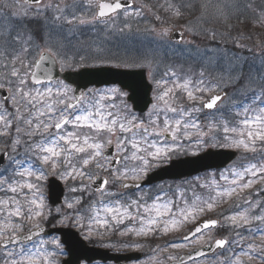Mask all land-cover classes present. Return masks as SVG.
I'll return each mask as SVG.
<instances>
[{"label": "snow or ice", "instance_id": "6c2138e0", "mask_svg": "<svg viewBox=\"0 0 264 264\" xmlns=\"http://www.w3.org/2000/svg\"><path fill=\"white\" fill-rule=\"evenodd\" d=\"M13 3L17 10H12L8 3H0V91L5 84L9 86V95L0 100V141L4 145L0 148V192L5 194L0 198V261L3 264H57L54 259L56 253L49 252L44 241L34 239L38 233L23 231L24 221L36 218L47 220L52 215L51 210L48 215L44 214L43 199H37L42 196L38 182L49 175V170L50 174L58 175L66 182L79 179V187L73 186L69 191L79 192L80 196L66 198L56 213L61 217L60 223L67 220L78 224L82 230L87 229L89 238L93 224L109 228L111 222L123 224L126 219L135 221L137 218L140 227L129 228L121 235L133 232L145 237L156 232L167 235L188 222L189 218L195 220L198 215L213 211L218 197L236 198V203L229 207L237 211L225 218L227 226L250 228L252 221L264 224V213L252 214L253 209L259 211L264 204L259 201L252 203L251 194L247 199L243 196L245 189L264 181V71L259 76L254 74L255 56L230 55L227 50L214 46L197 47L195 50L186 47L183 53L169 50V55L199 58L213 66L222 60L220 66L226 76L221 79L234 91L223 97L212 95L206 100L204 93L219 89L220 84L211 88L205 85L203 71L195 82L191 77L182 79L170 68L160 79L149 71L154 85L153 102L141 116L128 105L130 97L119 88H92L77 94L76 89L63 81H58L53 87L51 69L44 66L46 61L57 58L61 66L69 62L77 63L75 55H69L65 40L80 27L104 23L109 14L116 13L118 16L119 11H124L125 17L131 15L126 8H122L121 0L99 2L95 5L98 11L91 18L87 17L93 7L92 0H72L71 4L58 3L57 0H13ZM196 3L197 0H181L179 5H174L166 0V11H171L180 19L183 16L181 8L193 9ZM208 3L210 0L200 4L202 10H207ZM144 7L151 12L150 6L133 8L132 11L142 17ZM227 7L240 11L251 8L252 4L231 0ZM78 12L80 15H77ZM217 14L228 19L223 11ZM154 15L157 21L161 20L159 15ZM257 16L260 18L254 22L264 23V9L257 12ZM33 21L40 22V29L30 27ZM110 27L120 33L131 29L127 22L119 29H115L114 24ZM226 27L230 33L232 25ZM188 30L194 36L201 35ZM146 31L155 32L156 29L153 27ZM168 33L169 29L163 28L158 35L163 38ZM203 35L210 41L217 40L215 30H204ZM241 37L251 39L250 35L244 37L243 33ZM53 40L57 46L52 45ZM232 42L237 48L252 51L247 45L239 44L236 38H232ZM257 47L261 49L259 66L264 69V45ZM249 60L252 63H248V71L245 72V64ZM151 63L146 59L142 67L150 68ZM257 83L261 87L256 88ZM180 93L185 94L192 107L178 103ZM228 95H239L240 98L232 99L229 104L222 103ZM204 109L213 110L209 113L212 118L206 125L207 131L198 118ZM221 139L223 143H220ZM114 140L116 152L108 155L106 150ZM210 140L221 147L242 150L244 156L238 159L248 160L250 155L255 162L249 160L239 167L234 163L231 168L222 171L220 180L226 182L225 187H221L215 179L193 185L191 204H188L187 189L180 192V199L185 204L178 211H173L177 208V200L165 198L160 202L163 193L152 197L151 204L147 203L148 193L136 198L125 195L124 190L133 186L140 189L139 184L132 185L126 181H138L154 166V161L166 159L179 150L186 151L181 148L182 142L189 141L200 147ZM130 162L132 166L129 167ZM93 166L98 172L107 174L99 184L95 183L97 177L89 171ZM229 176L233 178L229 179ZM85 177L90 181L88 184L83 183ZM117 185L120 190L113 191ZM196 186L214 189L215 195L204 197L195 192ZM89 188L93 192H89ZM259 192H264V188L257 189ZM132 208L137 210L136 214H133ZM140 209L144 213L154 212L155 216L149 215L145 219L139 214ZM217 224L215 219L204 220L182 239L186 242L190 236L196 239L204 230ZM36 227L39 228V222ZM259 232L264 235V229ZM50 243L60 247L55 239ZM229 243V240L221 238L215 241V246L223 248ZM231 243L238 244L240 240ZM132 246L141 247L140 244ZM247 247L257 251L252 243H248ZM259 251V258L264 260V249ZM243 254L250 255L249 252ZM232 255L236 256V253L233 251ZM168 259L175 260L176 257ZM226 264L241 262L237 257L232 261L226 259Z\"/></svg>", "mask_w": 264, "mask_h": 264}, {"label": "rangeland", "instance_id": "374dc122", "mask_svg": "<svg viewBox=\"0 0 264 264\" xmlns=\"http://www.w3.org/2000/svg\"><path fill=\"white\" fill-rule=\"evenodd\" d=\"M99 0H92V4L93 7L91 8L88 17L87 18H91V16L95 15V5L97 4ZM134 1V6L133 8H138L141 6H149V2H153L152 5H150L151 7V12L148 11L147 7L143 8V16H137L132 10L133 8L127 10L129 13H131V15H129L128 17H125V15H123V17L127 18L126 22L128 24L131 25V29L136 28V26L141 22L140 19H145L142 24H143V30L144 33L142 32H136V33H132L131 35H129V37L126 39L125 35L124 37H122L121 33L117 30H114V32H116L118 34V36L121 38L119 39L117 42L118 43H114V44H110V45H104L99 47V45L97 44H92L90 38L92 39L93 37V30H90L92 28H94L93 25H86L83 27H80L78 30H76L74 32V34L71 37H68L67 40H70L71 42H74V44L72 45V47L75 50H79L85 53V55L87 56V59H84V62L82 61V58H77L76 57V53L73 51H68L69 55H75V58L77 60V63H73L75 65L78 66H96L97 64H101L103 65L104 63H102V60H97L95 62L94 57H90L91 54L96 52V57H100L97 53V51L95 49H115V50H110V54L109 57L112 55L117 59H120L121 57V44L123 43L125 46H127V51L130 53L131 55V60L128 61L127 63L125 62V64H122L121 66H126V67H131V66H138V67H142V65L145 64V60L146 59H139V56H137V59L135 60V58L133 57L134 54L136 53V45H134L131 42L134 43H140L142 45H145L144 48L147 50L148 54H146L148 57L151 58V62H157L159 65H161L163 62L160 61L162 58L159 57L158 52L159 50L162 48L163 52L165 53V55H168L169 61L167 62V65L165 66L164 64L162 65V68H166L167 66L174 70L177 71L176 69H174V65L175 62L174 58H177L178 60H180V66L181 67H177L178 71L177 74L183 79L185 77H191L193 79V81L195 82V80L200 79V73L203 71L204 73V81H205V85H207L208 87H212V85L214 84H220V88L219 89H213L210 92H206L203 95V98L206 99L208 96H210L213 93H219L220 91H224V88L228 89V93L227 94H231L234 89L231 86H225V84L223 83L221 77L222 76H226V74L223 72L222 67L220 66L223 61L221 60L220 62H218V64L216 66H213L212 64H206L203 60L199 59V58H193L190 56H185V55H181V54H176V55H169L168 52L169 50L175 51L177 53H183V50L186 47L192 48L193 50H195V48L200 47V48H204L206 46H214L218 49H222V50H227L229 52V54L231 55L232 53L238 54V55H242L244 57H256V62H255V72L254 74L259 76V74L264 71V69L260 68V58H259V53L261 51V49L259 47H257V45H264V23H255L254 21H256L257 19H259L260 17L257 16V12H259L260 10L264 9V0H243V3H251L252 7L251 8H247L244 9L242 8L240 11H237L236 8L233 7H227L228 4L231 3V0H210V3H208V7L207 10L204 11L202 10V8L200 7L201 3L206 2V0H197L196 6L193 9H189V8H181V11L183 12V16L180 19H177L171 11H166L167 8V4H166V0H133ZM154 1H157L154 3ZM58 3H63V4H71L72 0H57ZM171 3H173L174 5H179L181 3V0H170ZM3 3V2H0ZM10 5V2H9ZM12 10H17L16 5H12ZM202 11L204 12V14L202 15ZM218 11H223L224 13L227 14L228 19L225 20L223 16L218 15ZM247 15H243V13H246ZM159 15L161 17L160 21H157L155 18V15ZM77 15H80V13L78 12ZM115 25V29H119L124 27L123 26V20L121 17L115 16L113 20H111L109 22V29L112 30L113 27H110L111 25ZM232 25L231 31L229 33L228 28L226 27V25ZM155 28L156 31L152 32V31H146V29H152ZM163 28H168L169 29V33L171 32V30L173 28H180L183 31V42L181 43H172L169 40V33L167 36H164L163 38H161L158 33L161 29ZM188 29H192L195 32L201 33V35H196L194 36L192 34V32H190ZM127 29L124 30V32ZM204 30H215L217 32V40L216 42L210 41L206 36L203 35ZM123 32V33H124ZM241 33L244 34V37L247 36H251V39H247V38H242L241 37ZM80 34H82V37L79 38L78 40H83L85 41V43L83 44L82 42H78L75 43L74 38L76 36H79ZM104 34L107 35L106 38L110 39V40H114L117 37H108V34L106 32H104ZM140 34V35H139ZM144 34V35H142ZM223 34V35H221ZM102 36H97L95 37L96 40H101ZM232 38H236L239 44L242 45H247L248 47H250L252 49L251 52L247 51L246 49H240L237 48L236 45L232 42ZM118 39V38H117ZM88 40H90V45H88ZM122 41V43H121ZM148 41H152V42H148ZM191 41V44H188L186 42ZM53 46H57V43L54 41H51ZM158 43L161 48H159ZM80 44H82V47L79 46ZM138 47V46H137ZM81 49V50H80ZM221 54V53H218ZM84 55V56H85ZM90 57V58H89ZM109 62H112V59L109 58L108 60ZM132 63V64H131ZM248 63H252L251 60H249L246 64H245V72L248 71ZM111 65L114 64H118V63H110ZM61 66V64H60ZM62 68H64L63 66H61ZM148 72L152 71L155 75V77L159 78L161 77V73L160 71L156 68L155 65L151 64V67H145ZM76 69V68H75ZM164 73V71H162ZM149 78V75H148ZM7 87V90L9 92V86L5 85ZM256 88L261 87V85L259 83H257L255 85ZM182 95V97H181ZM180 98L183 100L186 96L184 93H180L179 94ZM239 95L233 97L231 95H228L223 101L222 103L224 104H229L231 102L232 99H239ZM178 103H180L178 101ZM181 104V103H180ZM197 106L198 103H197ZM183 143V142H182ZM220 143H223V140H220ZM213 146L214 148H217V143L214 141H209V143L207 145L204 146H200L197 147V145L194 143L192 149L190 150L188 149L187 154H195L205 148H207L208 146ZM212 147V148H213ZM182 148V147H181ZM230 148V147H227ZM232 149V148H230ZM235 150V149H234ZM241 152H243L242 150H240ZM179 152H181V150L173 153L172 155H170L168 158H173L174 155L179 154ZM183 152V150H182ZM168 158H166L165 160H161V161H155L154 166L155 167L157 164H160L163 161H166ZM242 162V159H237L235 160V164H239ZM233 163V164H234ZM233 164H231L229 166V168H231L233 166ZM152 168V167H151ZM227 168V169H229ZM227 174V173H226ZM217 176L220 177V173H210L207 176H203L201 178H198L197 181L201 182L206 180V182H210L212 179H215L218 182V178ZM230 179V178H229ZM222 182H224V184L227 186L226 182L222 180ZM63 183V182H62ZM264 183V181H259L257 185ZM179 183H177L178 185ZM186 186H190V184H184ZM158 186H163V185H158ZM169 187V185H166ZM163 188V187H162ZM161 188V189H162ZM155 190H152L151 192L154 191H158L156 187H154ZM159 189V190H161ZM26 191V190H25ZM244 191H247V189H245ZM40 193L42 194V196H38L37 199H43L44 205H45V198H44V194L42 193V191H40ZM150 193V192H149ZM67 194H69L67 192ZM30 195V194H29ZM257 196H259V193L257 194ZM235 197V196H234ZM245 197V195H244ZM249 196H246L245 198H248ZM71 199L70 197L66 196L63 199V202L65 201V199ZM259 200V199H258ZM256 203V202H255ZM151 204V203H149ZM27 206H25L26 208ZM58 207L55 208V210ZM48 207L45 205L44 208V214L48 215V212L45 213L47 211ZM254 210V209H253ZM253 210H252V214H253ZM131 211H133V209H131ZM223 211L220 209L219 213H222ZM152 216H155V213L152 212L151 213ZM202 217V215H198L197 219H200ZM50 219H52L53 221H55V224H59L60 226H63L65 228L76 224V223H69L67 220H65L63 223H60V219L61 217L59 215H51L49 217ZM179 218V217H178ZM110 219V218H109ZM146 219V217H145ZM164 219V218H161ZM180 219V218H179ZM222 221H224V218H220ZM226 220V219H225ZM47 220H41L40 218H36L33 219L31 221H24V228L23 231H25L26 229H33L36 228V224L39 222V226H41L42 223H46ZM42 222V223H41ZM256 221H252L251 224H253ZM86 223V222H85ZM127 223V219L125 220V222L123 224H115V222H112V225H114L115 227H119V226H126ZM51 225V224H50ZM73 227L75 230L80 229L81 227L76 224L71 226ZM93 228V232L90 238H94L99 240L101 244V246L103 247H111V239H114L116 236L122 240V236L120 234V231L117 232L114 230L111 231L110 230H106L105 228H100L98 225L93 224L92 225ZM86 232V235H83V238L87 241L89 239L88 236V230L84 229ZM119 235L121 236V238L119 237ZM42 241H44L43 237L39 238ZM254 241L251 242L253 244V247L255 249H264V235H257L254 238ZM55 240H57L59 242V240L56 238ZM262 241L263 246H258V244H256L257 242ZM120 242V241H119ZM131 245L132 244V240H130ZM137 244V243H135ZM235 244V243H234ZM232 246H230L226 251H227V255H229V253H231ZM113 248V247H112ZM171 246H165V248H163L162 250H160V252H158V254H156L155 256L148 258V259H144L142 260L143 264H156L154 263V261H158V259L162 258L163 256H165L166 254H168L169 249H171ZM134 249H137V247H133V246H122L119 243V250L121 252H128V251H132ZM244 253V252H242ZM244 255V254H243ZM241 255V257H238L239 261L241 262V264H245L244 262H246L247 264H264V260H252L251 258L246 259L244 261V259H242L244 256ZM237 258V257H236ZM234 258V260L236 259ZM242 259V261H241ZM3 263V262H1ZM162 263V261L160 262Z\"/></svg>", "mask_w": 264, "mask_h": 264}, {"label": "water", "instance_id": "95a60500", "mask_svg": "<svg viewBox=\"0 0 264 264\" xmlns=\"http://www.w3.org/2000/svg\"><path fill=\"white\" fill-rule=\"evenodd\" d=\"M99 2L104 3H114L112 1L100 0ZM98 2V3H99ZM122 8L129 7L133 3L131 0H121ZM98 11V8H97ZM110 15V14H109ZM171 39L180 42L182 35L181 31L175 30L171 35ZM45 67L51 69L52 76L56 78L57 76L63 77L66 81L73 84L75 89L86 88L87 86L93 84L96 86L108 85L109 83L117 82L118 80L123 81L122 86L127 83L128 85L133 84L132 78H140V84L145 86L147 92L149 91L150 86L146 84L144 80L143 72H131V71H121L117 72L111 68H81L78 71H66L64 73H58L57 68L53 61H46ZM80 79L82 81H77ZM0 94L4 98L6 96V91L3 89L0 91ZM235 157V152L228 150H212L208 149L206 152L201 153L194 157H185L179 160H173L168 166L160 168L151 174H149L146 183H151L153 181L161 180L164 178H181L185 176H191L197 174L201 171L212 169V168H221L225 166ZM96 183V181H95ZM62 195V188L60 187L58 181L55 179L51 180L49 185V199L52 205L60 202ZM47 233L59 232L62 236V242L67 246V251L69 258L63 261V264H79L81 259H85L87 262L94 260L101 261H119L118 256L110 255L108 251L99 250L95 248L87 247L83 241H81L76 233L70 232L68 230H49L45 231L43 228L35 231L33 233ZM70 232V233H67ZM64 233V234H63ZM191 237V236H190ZM189 237V238H190ZM215 248V244L211 246L204 247L200 252L197 253H211ZM197 253L190 255L189 257H197Z\"/></svg>", "mask_w": 264, "mask_h": 264}, {"label": "flooded vegetation", "instance_id": "af4514ba", "mask_svg": "<svg viewBox=\"0 0 264 264\" xmlns=\"http://www.w3.org/2000/svg\"><path fill=\"white\" fill-rule=\"evenodd\" d=\"M129 68H133V67H129ZM159 71L161 73V70H159ZM156 79H159V78L156 77ZM147 80L152 85L151 96H152V102H153V95H154L153 88H154V85H153V83H152V81H151L150 78H148ZM58 81H62V80H58ZM58 81L52 83V86L54 87L55 84ZM111 87H117V88H119L121 91H123L124 93H126L128 97H130L132 94H134L135 95L134 98H140L141 97V91L145 90V87L140 84V81L138 82V84H134L130 88H127L128 91L127 90H123L117 84H110V85H106V86H102V87H92L91 86V87H87L86 89H92V88L106 89V88H111ZM127 103H128V105L130 107L133 108L131 99H127ZM150 106L148 107V109L150 108ZM148 109L146 111H143V112H140V111H136L135 110V112L138 113L139 115L143 116L148 111ZM113 144H115V140L113 141ZM115 152H116V149H115ZM166 162H168V161L167 160L166 161H163L160 164H157L158 166L150 168L145 174H142V179H140L138 181L128 180L126 182L129 183V184H131V183H136V182L142 181L144 178L146 179L148 172H151L152 170L156 169L160 165L166 164ZM117 166L119 167V165H117ZM128 166L129 167L132 166V162H130ZM89 171L91 172L92 175L96 176L97 178H99V177H105L107 175L104 172H98V170L94 166L92 168H90ZM52 176L60 179L63 182L64 193H65L64 194V198L66 196H68L70 198H72L73 196H75V197H79L80 196V193L79 192H77V193H71L69 191V189L71 187H73V186L79 187V184H80L79 179L77 181H67L66 182V181L62 180L58 175H52V174H50V170H49V175H47L44 179H42L41 181L38 182L39 183V190L42 191V193L44 194L45 205L46 206H49V203H48V200H47V192H48L47 191V185H48L49 178H51ZM89 182L90 181H89L88 177H85L84 180H83V183L84 184H88ZM164 182H173V184H174V180L173 181L166 180ZM157 184H159V183H155L152 186H155ZM112 190L113 191H116V190H120V189H119V186L117 185L116 188H113ZM140 190H141V188L139 190L129 188V189L124 190V191H125V195L126 196H134L136 194L138 196V192H136V191H140ZM88 191L89 192H93V189L92 188H89ZM67 192L69 194H67ZM140 193L142 194V191ZM141 194H140V196H141ZM218 203L219 204L216 203L215 209L213 211H211V212H216L219 209H221L222 202L220 200H218ZM136 212H137V210L134 208L133 214H136ZM211 212H207V213H211ZM214 215H216V214H214ZM217 215H219V213ZM224 216L226 217V210L225 209H224ZM214 218H217V217H214ZM199 222L200 221H198V220H190L188 222L182 223L177 228L171 230L168 233V234H170L169 236H168V234L167 235H164V234H161L160 232H156L155 234L149 235L147 237H145L143 235L137 236V235H135L134 232L127 234L126 235V241H125L124 246L129 245L131 247L132 245H131L130 240H132V244H135V243L140 244L142 246V248L139 247V248H141L139 250L142 253V257L139 258V259H137V260H135V258L137 257L136 255L128 256V259L126 261H124L125 264H141V263H137V262L139 260H141V261L144 260L148 256L147 255V252L148 251H152L153 250V254H158V252H160V250H162L163 248H165V246H170L172 244L183 245L181 247H172L171 249H169L171 251H169L168 254H166L167 258L170 257V256H172V257H176V259H177V257L180 254H183L185 252L186 253H194L197 250H199L200 248L204 247L205 245H210V243L216 241L217 239L224 238V239L230 240V237L232 235H235L237 233H240V231H241V230H237V229H234V228H231V227L227 226L228 225V222L226 220L222 221L221 219H219L218 224L215 227H210V228L204 230L200 234V236H198L196 239L191 238V239H189L188 242L184 241L182 239L183 235L186 234L190 229L192 230L194 227H196V225ZM139 227H140V221H139V219H137L135 221H130V223L127 225V228L126 229H129V228L138 229ZM188 228H189V230L187 231ZM157 235L162 240V242H165V243H163L162 246H158L157 245L158 244L157 242H159L155 238ZM257 235H260V232L259 231H257V233H256L255 236H257ZM201 237H202V239H201ZM144 245H147L148 248L143 247ZM229 247L230 246L228 244H226V246H224L223 248H220V249L216 250L214 253H212L210 255H205V256L200 257L198 259H193V260H191L189 262H186L185 264H225V260L227 258V251L226 250ZM234 249L236 251H238V250L241 251L243 248L240 247V246H236ZM128 252L131 253V252H134V251H128ZM133 256H135V257H133ZM121 260H125V259L124 258L123 259L121 258ZM175 260H169V259H167L166 263L171 262V261L176 262Z\"/></svg>", "mask_w": 264, "mask_h": 264}, {"label": "trees", "instance_id": "16d2710c", "mask_svg": "<svg viewBox=\"0 0 264 264\" xmlns=\"http://www.w3.org/2000/svg\"><path fill=\"white\" fill-rule=\"evenodd\" d=\"M159 1H161V0H159ZM155 2H157V1H154V3H155ZM152 3H153V2L150 1L148 5H149V6L152 5ZM155 5H156V3H155ZM33 22H36V21H33ZM31 23H32V22H31ZM36 23L38 24L39 22H36ZM124 24H125V20H123V26H124ZM30 27H32V28H34V29H35V28L38 29V26H36V25H35V26H31V24H30ZM78 42H81V41L78 40L76 43H78ZM84 42H85V41H84ZM186 102H188V101H186ZM186 102H185V103H186ZM187 105H188V103L185 104L186 107H188ZM231 200H232V199H231ZM234 203H235L234 201H231V204H234Z\"/></svg>", "mask_w": 264, "mask_h": 264}]
</instances>
